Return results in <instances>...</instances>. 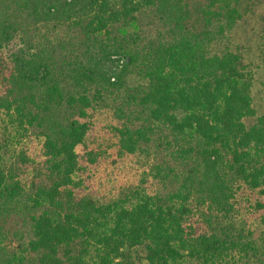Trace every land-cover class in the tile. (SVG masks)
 Returning <instances> with one entry per match:
<instances>
[{"label": "trees", "instance_id": "16d2710c", "mask_svg": "<svg viewBox=\"0 0 264 264\" xmlns=\"http://www.w3.org/2000/svg\"><path fill=\"white\" fill-rule=\"evenodd\" d=\"M253 1L0 0V264H264Z\"/></svg>", "mask_w": 264, "mask_h": 264}, {"label": "rangeland", "instance_id": "374dc122", "mask_svg": "<svg viewBox=\"0 0 264 264\" xmlns=\"http://www.w3.org/2000/svg\"><path fill=\"white\" fill-rule=\"evenodd\" d=\"M230 46L240 53L243 62L254 71L252 97L256 115L246 120L253 121L256 116L264 114V0H254L251 11L235 24ZM138 169V163L132 162L125 163L120 172L109 173L108 169L109 176H106V170L102 171L100 183L110 188L105 193L111 195L122 189L124 184L136 180Z\"/></svg>", "mask_w": 264, "mask_h": 264}]
</instances>
